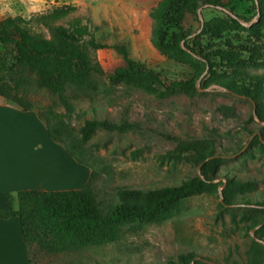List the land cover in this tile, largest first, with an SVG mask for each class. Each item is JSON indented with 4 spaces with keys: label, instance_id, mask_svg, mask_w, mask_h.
Wrapping results in <instances>:
<instances>
[{
    "label": "rangeland",
    "instance_id": "374dc122",
    "mask_svg": "<svg viewBox=\"0 0 264 264\" xmlns=\"http://www.w3.org/2000/svg\"><path fill=\"white\" fill-rule=\"evenodd\" d=\"M160 1L6 0L16 16L27 19L57 7H76L60 24L80 19L92 28L100 44L108 46L95 52L105 76L94 77L92 88L69 85L60 96L40 88L36 74L11 71L18 54L14 47L0 45L1 60L10 68L5 79L11 86L20 83V95L33 104L32 114L57 112L77 140L87 121L133 126L123 134L99 129L83 144L87 163L83 165L66 151L64 145L70 144L71 137L62 135L63 144L55 142L42 120L39 126L30 123V134L44 137L39 141L43 145L40 152L45 154L41 165L45 175L38 186L47 192L81 190L91 172L104 212L119 203V189L180 186L202 174L205 165L217 186L187 199L180 211L161 223L124 226L119 239L106 245L54 252L33 243L28 247L32 264H169L189 253L197 256L199 264H251L254 245L264 246V234H259L264 220V140H256L264 126L252 119L253 103L227 88L244 84L246 75L264 76V30L258 38L250 32L258 20L256 10L248 0H219L226 8L201 5L199 14H187L170 31L187 36L189 48L196 52L194 59L183 62L167 56L152 42L150 14ZM230 14L252 23L218 37L205 32L207 23ZM8 17H13L11 12H4L0 23ZM115 46L126 48L133 61L167 85L193 82L197 94L191 97L181 92L158 99L140 88L112 84L108 76L125 67ZM228 54H234V63L226 59ZM51 123L57 120L51 118ZM203 146L213 154L206 162L197 154ZM228 179L255 181L257 188L239 196L232 207L222 208V184ZM17 196L12 195L16 207Z\"/></svg>",
    "mask_w": 264,
    "mask_h": 264
},
{
    "label": "trees",
    "instance_id": "16d2710c",
    "mask_svg": "<svg viewBox=\"0 0 264 264\" xmlns=\"http://www.w3.org/2000/svg\"><path fill=\"white\" fill-rule=\"evenodd\" d=\"M255 10L257 21L234 14L225 18H216L205 25V32L218 37L229 30L244 28V23L251 24L250 32L260 37L264 30V0H248ZM201 5L226 8L219 0H161L150 14L154 23L152 42L167 56L179 61H191L195 51L186 42L187 36L171 34L172 27L179 25L187 14L197 15ZM76 7H57L47 13L37 14L30 19L22 16L8 17L0 23V45L14 47L18 54L11 65L14 73L31 72L38 77V86L56 95H64L69 85L79 88H92L93 78L105 76V72L95 57V52L107 49L100 44L92 28L80 19L69 21L66 25L60 22L68 19ZM226 11V10H225ZM40 29L47 31L48 35ZM184 42H186L184 44ZM124 58L125 67L118 68L108 76L112 84H124L140 88L155 95L158 99L184 92L194 96L198 88L193 82H175L167 85L161 78L141 68L139 62L129 57L126 48L114 47ZM0 56V96L10 101L23 111L33 110V104L20 95V83L11 86L5 79L6 60ZM229 61L236 60L234 54H228ZM209 65H212L208 62ZM18 64L21 70L16 71ZM228 89L247 97L254 105L252 119L264 123V76L244 77V84H231ZM45 123L47 134L58 143L61 136L72 138L74 130L63 117L53 110L39 114ZM51 118L56 119L53 125ZM99 129L110 132L126 133L133 129L130 124L116 125L109 121H87L80 129L81 139H73L65 144L67 153L80 164L85 161L86 150L83 144L90 140ZM264 140V128L256 138ZM197 148L201 162L210 159L212 153ZM207 165L200 175L180 186L160 189H119V203L104 212L94 189V175L91 173L86 186L77 191L42 192L21 191L18 193V207L7 211L0 210V219L17 217L20 219L26 245L37 243L39 246L54 252H65L90 246H102L119 239L124 226L136 223H161L172 214L180 211L187 199L217 187L206 174ZM222 208L232 207L239 196L253 192L257 188L255 181H238L228 179L222 184ZM13 201L12 195H7ZM264 205V204H262ZM259 234H264V220L259 224ZM258 226V227H259ZM252 263L264 264V246L256 243L252 249ZM32 261V260H31ZM169 264H199L193 253L179 256L177 262Z\"/></svg>",
    "mask_w": 264,
    "mask_h": 264
},
{
    "label": "crops",
    "instance_id": "0c3cea01",
    "mask_svg": "<svg viewBox=\"0 0 264 264\" xmlns=\"http://www.w3.org/2000/svg\"><path fill=\"white\" fill-rule=\"evenodd\" d=\"M35 113L23 111L16 104L0 96V210L2 211L17 208L7 195L21 191L47 192V189L38 186L45 175L41 167L45 154L40 152L43 150V145L39 141L44 137L39 138L30 134V123L40 125L39 115ZM31 115L34 117L31 118ZM0 264H32L21 222L17 217L0 219Z\"/></svg>",
    "mask_w": 264,
    "mask_h": 264
},
{
    "label": "clouds",
    "instance_id": "9594fccd",
    "mask_svg": "<svg viewBox=\"0 0 264 264\" xmlns=\"http://www.w3.org/2000/svg\"><path fill=\"white\" fill-rule=\"evenodd\" d=\"M35 10V8H33ZM4 12H11V15L15 17L18 13L12 10V5L10 2H6V0H0V15H3Z\"/></svg>",
    "mask_w": 264,
    "mask_h": 264
},
{
    "label": "water",
    "instance_id": "95a60500",
    "mask_svg": "<svg viewBox=\"0 0 264 264\" xmlns=\"http://www.w3.org/2000/svg\"><path fill=\"white\" fill-rule=\"evenodd\" d=\"M200 18H201V20H202V22H203V25H204V21H203V18H202V16L200 15ZM263 126H264V123H263Z\"/></svg>",
    "mask_w": 264,
    "mask_h": 264
}]
</instances>
